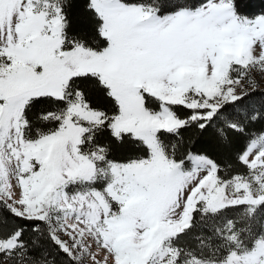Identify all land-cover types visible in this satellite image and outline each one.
<instances>
[{"label":"snow or ice","instance_id":"obj_1","mask_svg":"<svg viewBox=\"0 0 264 264\" xmlns=\"http://www.w3.org/2000/svg\"><path fill=\"white\" fill-rule=\"evenodd\" d=\"M0 264H264V0H0Z\"/></svg>","mask_w":264,"mask_h":264},{"label":"rangeland","instance_id":"obj_2","mask_svg":"<svg viewBox=\"0 0 264 264\" xmlns=\"http://www.w3.org/2000/svg\"><path fill=\"white\" fill-rule=\"evenodd\" d=\"M257 80H258V82H259V77H257Z\"/></svg>","mask_w":264,"mask_h":264}]
</instances>
